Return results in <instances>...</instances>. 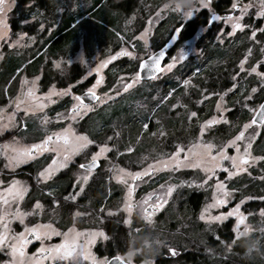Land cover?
Wrapping results in <instances>:
<instances>
[{
    "label": "flooded vegetation",
    "instance_id": "flooded-vegetation-1",
    "mask_svg": "<svg viewBox=\"0 0 264 264\" xmlns=\"http://www.w3.org/2000/svg\"><path fill=\"white\" fill-rule=\"evenodd\" d=\"M232 2L233 0H210L209 8L203 9L201 13H198L187 21H181L176 16L170 19L166 17V19H161L159 21L157 32L158 35H160V43L156 49L162 47L169 41L172 35L179 30L178 38L174 45L168 50L163 60L162 68L168 62L174 49H180L181 46L191 39H195L197 43L194 49H201L198 55L190 56L177 65L175 76L181 79H174L175 76L158 79L160 84H158L157 89V91H159V96L156 99V115L154 118L156 128L154 126V135L156 133L157 140L155 147L158 151L157 153H159L161 157L164 152H171L180 144H189L193 138L192 135L194 133L192 132L199 127V124L216 115L215 103L217 101V95H213L211 92L219 88H225V90H227L233 83H235L237 87L225 96V101L232 107L229 115L232 120L234 119L233 125H229L227 128L226 125L223 126L219 123L214 129L208 131V135L212 134L213 141L220 145L222 142L232 137V135L236 134L242 126V110L240 109L241 107L239 108L235 105L239 101L244 100L247 90L253 85L255 75L248 73V70L242 72L239 65L240 61L245 59V56H248V59L245 60V65L247 67L254 66L258 61V55L261 53L259 49L261 50V48H264V33L257 32L255 39H250V36L252 27L257 28L259 21H263L264 17L261 19L258 18L255 15L256 9L251 8L250 14L245 15L243 19L241 17L240 20V23L243 21L244 25H251V27L236 29L232 36H228L227 33L233 31L231 24L225 23L222 19L212 21L211 16L215 13L220 17L228 15L239 17L240 7L238 6L233 10L231 8ZM209 9H211V11ZM14 21L11 23L12 30H15ZM58 25L59 24L53 27L49 34L55 31ZM221 29H223L222 32ZM218 36H220L222 40L217 39ZM50 43L51 41L43 48V51L47 52L50 50ZM63 49H65V51L58 54L65 53L69 50H66V46H64ZM248 49L252 50L251 55L248 54ZM4 50L6 51V49ZM28 52H30V49L22 51L21 53L17 52L15 49L6 51L0 64V70L3 68L5 58L8 54L14 53L17 55L20 53L22 55ZM48 57L50 60L45 61L41 67L44 70L42 81L45 83L57 81L60 76V73L58 75L56 69L52 65V56L49 55ZM118 58L120 57H116V60L107 63V67L111 64L107 70L110 69L112 63L119 60ZM29 61H31V59ZM29 61L25 66L17 68L15 74L11 77L12 81L19 72H26L28 76H33L34 73H30V69L26 71L23 70L29 65ZM78 67V64H74L72 68L71 79L72 81L75 80L74 82H76L78 76H80L77 72ZM160 73L161 72H159L156 77ZM238 73L239 75H237ZM233 76L236 77L235 81L232 79ZM189 78H193L192 85L194 88L196 87V89H193L192 94L185 95L184 80H188ZM87 89L89 88L81 91L78 90L76 95L79 96ZM202 89L205 91L201 93ZM170 92L172 95L169 96L168 93ZM7 96L8 95L4 94V96H2V94H0V109L3 107V102ZM260 96L259 98H261L260 100L262 101L264 99V91ZM165 97L167 98L165 99ZM205 97L207 98L205 99ZM66 100L68 99L62 100L61 104L66 106L68 102ZM200 100L202 103L198 104L197 102ZM95 103H97V101L84 104L90 106ZM109 105H111V103L87 112L82 110V117H78L72 122L78 128V131L86 134L89 139L94 141L101 140L102 138H99L98 134L94 131L98 125L99 114L103 111L102 108ZM173 105H175V107H173ZM195 108L197 109L196 112H198L197 116L189 119L191 111ZM217 114L219 115V112H217ZM32 118L33 115L27 113L22 119L20 126L15 124L2 130L0 125V181H3V183L0 184V189L7 188L8 183L13 180L29 183L27 186L28 188H26L27 191L23 193V199L19 201L21 212L29 213V215L23 217V225H21L17 219H10V226L14 232H23L25 226L31 228L34 225L47 224H51L53 228L61 232H67L69 228H74L78 232H91L96 229H104L107 237L105 243L107 244V250L103 251L101 247L98 246L101 244V241H96L95 246L91 248L92 252L97 258L108 257L109 261L116 255L127 260L129 259V246L133 243L135 245L139 243L143 245L142 239L143 237H147L149 230H156L157 232L160 230L162 234L163 232L167 234H176V228L179 225L178 219L183 218L182 220H188V218H193L195 220L199 218L204 200L197 204L195 208L197 211L195 212L196 215H194V209L186 205L189 201L188 198L191 199L194 193L198 194L202 192V190L198 188L186 189L183 192L177 190L174 194V201L167 202L153 213L151 221L146 220L144 215L139 214V207H134V213L129 215L128 212L124 211L122 206L123 191L121 186L123 187V184L118 183V181L113 178L114 175L111 172H103L107 165L105 159H98L100 164L93 169L92 175L89 177L88 183L86 184L88 188L86 195L82 196V194H80L75 200H65V196L69 193L75 194V192L79 191L78 187H73V184L76 182V177L79 175V171H75V169H79V164L86 163L88 160H83L81 155L71 157L67 167L55 171L54 174L50 175L49 179H42L39 176V172L51 163L52 158L55 156L53 152L46 151L43 153H34L33 158L26 159L25 162L21 164L19 163L14 167L7 166L9 164L8 156L15 155V153L11 151L13 147H16L15 139L18 137L24 139L25 147L36 143ZM149 123L150 121L145 122L148 127H143L144 134L149 128ZM161 132L163 135L160 134ZM9 140L11 141L10 143H8ZM5 145L9 146L7 151L5 150ZM130 147L134 150V146ZM122 149L123 150L119 152L120 154L129 153L125 148ZM36 155L39 156L35 158ZM126 158L128 160V157H121L120 159L117 158L116 161L121 160L125 163V161H127ZM55 167L56 166H54V168ZM80 170V172H83L82 169ZM106 170H109V168ZM165 176L166 175L163 174H157L155 175V181L161 182L164 180ZM141 182L143 183L134 190V195H137L138 200L136 198L133 204H137L141 200V197L147 195L148 190L154 185V182L151 181V176L142 177ZM49 193H51V195H49ZM182 193L185 202L183 207H173V202H176L175 205H177L178 198H180L179 194ZM204 194L203 191V195ZM152 199L155 201V197ZM54 200L55 202H53ZM37 201H39L41 205L40 208L34 207ZM186 208L190 210L185 211ZM101 209H103V211H101ZM12 210H16L15 204H13ZM148 211L151 212V208H149ZM180 213H185L183 214L185 216H181ZM125 219H127L128 223L124 222ZM206 229L209 231V224L202 220L194 231L197 232L198 230H202L205 233ZM192 232L190 235L195 236V233L193 232L194 234H192ZM189 237L193 240H197L193 236ZM29 238L31 242L27 244L24 251L26 256L31 257L32 254L36 253L37 249L41 247V242L31 237ZM61 239L62 237L52 236L51 240L44 239L43 242L44 244H55L59 243ZM208 239L209 238L201 241L198 240L202 245L196 248L195 251H184L182 250L183 248L171 247V249L176 251V255L168 253V249L164 248L155 257L156 262L157 264H172L173 259L179 257L186 261L184 255L187 251L198 253L194 262L186 261L188 264H196L198 258H200L199 255L202 256V259L203 257L208 259L210 253V243L209 241L207 242ZM178 243V240H176L173 244L174 246H178ZM11 259L12 258L6 255L4 251H0V262L10 261ZM140 259L141 256L139 258L135 256L134 259H131V264H136ZM41 264H52V262L45 260L41 261ZM57 264H69V261L57 262ZM83 264H88V262H83Z\"/></svg>",
    "mask_w": 264,
    "mask_h": 264
},
{
    "label": "rangeland",
    "instance_id": "rangeland-1",
    "mask_svg": "<svg viewBox=\"0 0 264 264\" xmlns=\"http://www.w3.org/2000/svg\"><path fill=\"white\" fill-rule=\"evenodd\" d=\"M64 2V5L67 8L66 4L69 5V8L76 13V21H75V27L78 28V45L75 49H69L65 53L57 54L56 56H52V65L56 69V72L60 73L59 80L54 82L45 83L42 80L43 77V69L41 68L38 73L33 74V76H28L26 72H19L17 76L14 77L13 81L12 78L9 79L7 84L3 86V94L8 95L5 98V101L3 102V112L0 113V116H3L4 118L0 121V125L2 127V130H5L7 127L11 125L17 124L18 126L21 125L22 119L25 117V115L28 113L29 115H33V123H34V139L36 143H40V141L46 136L51 135L54 132H60L63 128L71 127L75 133L77 134H83L78 131V128L76 125L72 122L74 119H68L66 118L69 113L68 110L72 108L73 106V96H77V91L84 90L86 88H91L92 85L96 84L97 79H100L102 82L97 85V87L94 89V91L97 92L99 97L103 98L104 93H108L109 97L111 98H103V103H95L91 106V110L97 109L98 107L111 103L114 101V106H117L118 104L123 105H134V107L137 110H145V108H148L151 106V108L156 107V99L159 96V91L155 92V86L158 89V84L160 82L158 79L162 77H174L175 71L177 68V65L180 64L182 61H184L186 58L198 55V53L201 52V49H194V46L197 45L195 39L189 40L186 44L180 47V49H174V52L170 56L168 62L165 64H169L172 62V58L176 57V63L175 67L171 69V71H163L161 72L157 77L150 79V80H141L138 77V82L134 83L131 88H129L127 91L120 90L119 95L116 94V90L120 89V85L117 84V80L120 78H123V82H129L132 75L138 71V65L140 61L145 58L146 56L152 54L158 44L160 43V35H158L157 32V26L159 24V21L161 19H166V17H178L181 21H187L188 19L193 18L198 13H201L205 7H201L200 0H191V8L188 7V4L185 2V0H159L160 3H154L151 0H134V6L131 10L124 9L118 6L119 3L127 2L128 0H102L99 5L96 4V0H62ZM7 3L11 4V8L6 11V30H7V36L4 39H0V64L5 56L6 51L9 50H17V52L27 51L30 49V52L23 53L22 55L20 53H10L7 55L5 60H8L10 57H16L25 59V57H30L31 54L37 49L38 45L42 42V39L47 36L53 29V27H56L57 24H59V19L63 12L65 11V8L63 6H60L58 8L59 15L57 22L53 23L52 25H49L48 23L44 21H37V16L34 14L35 8V1L34 0H6ZM253 3V9H256L255 15L257 12V5L259 3V0H251ZM249 0H238L239 5L248 4ZM179 5V7H177ZM248 9V14H250V9ZM26 12L23 16L22 12L23 10ZM191 12V15H185L186 12ZM81 12L82 15L79 13ZM241 16V13L239 12V15ZM245 16V15H244ZM243 16V17H244ZM242 17V19H243ZM258 17V16H257ZM262 18V17H258ZM17 21L20 23L22 29L19 30H12L11 23L13 21ZM36 24V25H34ZM244 25V22L242 23ZM34 25L36 27V30L31 32L29 30V27ZM43 25V28L41 27ZM26 28L27 30H24ZM257 28H264V20L259 21V25ZM147 29V32L144 36V38H141V35L145 33V30ZM4 31L3 27H0V32ZM102 31H105V37L108 36H115L112 39H108L106 41V45H95L93 49L86 48V42L90 41L92 37L90 36V33H92L94 36L95 34L99 33L101 34ZM22 34V35H18ZM18 41V42H17ZM145 41L147 43H145ZM11 45V46H9ZM35 48V49H34ZM71 48V47H70ZM6 49V51L4 50ZM124 50L125 52L132 53L131 56L129 55H120L117 57H120L118 59H126L124 63V68H131L132 70L127 72H122L117 76V79L113 81V83L109 84V74L106 66L107 63L111 62L112 60L116 59H110V57L115 56L116 53L121 52V50ZM261 52V50L259 49ZM181 53H183V59H179ZM11 59V58H10ZM30 60V59H29ZM48 55L46 56V61H49ZM107 61V63L100 67L101 63ZM258 61H264V54L259 53L258 55ZM257 61V62H258ZM246 62V61H245ZM256 64L254 66L257 67L259 71H264V68L260 66V64ZM27 64V61L22 64V66H25ZM59 64V67L56 65ZM74 64H78V70L77 72L80 74L78 76L76 82L75 80L72 81V68ZM245 69H250V67H247L244 65ZM111 68V67H110ZM164 68V67H163ZM248 73L254 74L248 70ZM249 74V75H250ZM181 79L180 77H176L174 79ZM35 80L34 85V95L35 97L41 98V100L45 103V107L43 109H36L33 111L25 112L24 105L22 104L19 109H16V105L13 103L17 99V97H20L21 99H24L28 90L30 88H33L32 81ZM190 81L188 86L185 87V95L192 94L194 86L192 85L193 78L188 79ZM21 81H25L26 83L22 84ZM230 88V87H229ZM252 88H256V93H251V95L254 97L251 101H239L235 106H238L242 111L244 110L247 114L249 113L250 119L252 118L255 111H249V108H243L241 105L244 103H248L250 108H257L258 104L261 102L260 95L264 91V84H262L261 80L256 77L253 82V85L247 90L248 95L251 92ZM62 89H70V95H62L59 94ZM111 89V91H110ZM53 93L50 95L48 99H45L46 94L49 93V91ZM147 91L151 94L150 96L147 95ZM154 91V92H153ZM205 91L204 89L201 90V93ZM226 91L225 88H219L218 90L211 92V93H221ZM153 92V93H152ZM143 95V97H142ZM148 97H145V96ZM226 96V95H225ZM52 102H48V100ZM68 99L66 101L67 104L64 106L61 104L62 100ZM219 100V96L217 95V101ZM223 101V105L227 107L229 111H226L223 113L225 117H227L229 123L225 124L221 121V124L223 126L226 125L228 128L229 125H233V120L231 119L229 112L232 110V107L228 104L227 101ZM215 103V109H216V115L215 117H219L217 114V108ZM199 103H202L200 100ZM61 104V105H60ZM196 108L192 110L191 112L195 111ZM53 111V112H51ZM87 112V111H85ZM64 114L62 118H57V114ZM198 113V112H197ZM9 114L12 115V119L9 120L8 116ZM156 115V114H155ZM212 116V117H214ZM210 117V118H212ZM208 118V119H210ZM206 119V120H208ZM250 119H248L247 123ZM204 123V121L199 124V127L193 131L194 133L192 136V140L187 145L180 144L183 148V152L181 153L180 158L183 159L185 155H190L189 148H193L194 145H196L197 140L199 139L202 143L212 142L215 145H218L216 142L213 141V136L208 135V131L210 129H214L219 124H214L210 128H208L203 134L200 132V126ZM242 123V126L243 124ZM3 125H7L6 127ZM145 125V123L143 124ZM241 126V127H242ZM249 132L251 130H248ZM229 133V132H226ZM135 134V133H134ZM248 132H246V135ZM143 133H141L138 137V139L142 138L144 139ZM235 135V134H234ZM232 135V137L234 136ZM156 138V133H155ZM101 140H95V144L89 145L86 149H84L82 152L76 155H81L83 157V160L90 159L93 152L99 151L96 145L100 144L101 142H106L110 148V151L106 152L104 156L99 157V159H105L106 156L107 159H105V163L107 164L104 168L105 171L108 172L109 170H106L107 168L112 169L113 165L119 166V168L126 169L128 172H139L143 168H146L147 165L153 164L155 165V162L157 159H163L167 160L168 155L174 152L175 150H172L171 152H164L162 154V157L159 156V153L156 151L152 152L151 154L145 150H143V154L139 156H134L133 158H126L127 161L123 163L121 160L116 161V159H120L123 154L117 155V152L122 151V135H116L112 134L111 132L106 133ZM108 137H112V140H107ZM232 137L228 138L226 141L222 143H227L228 140L232 139ZM259 138V136L256 137L254 141H252L253 147L250 149V152L253 156H262L260 154H256L254 151V148H256V141ZM21 137H18L15 139L16 147H25L24 144L25 141H23ZM11 141L9 140L8 143ZM142 140V144H143ZM221 143V144H222ZM245 142H240L241 148H240V154L243 153V146ZM12 144V143H11ZM14 145V144H13ZM122 149V150H121ZM152 151V150H151ZM194 151H199L198 148H194ZM228 155H237L236 149L232 147H228L226 149ZM213 154H215V150H213ZM76 155H73L74 157ZM39 155H36L38 157ZM72 156V157H73ZM261 161H257L256 164L249 163L248 165H245L247 168V171L244 172H236L235 175H233L231 178H227V173L223 172L222 170H217V175L212 178V180L209 181V184H215L217 180H222L225 182V187L232 193L231 197L229 198V202L226 205H222L220 208H214L211 209L212 215H217L219 212H227L230 209L234 208L237 203H239L240 200L244 199L245 197H251V199H246L245 202L241 205L240 211L244 214V223L239 226L241 234L238 236L235 233H233V228L236 227V217H229L225 221H208L203 220L205 223L209 224V231L206 229L205 233L202 230H198L195 232V236L192 235L195 239L193 240L191 237L186 234L183 228L188 227V223L186 221H195L193 218H188V220H182L181 224L178 225L176 228V234L166 232H162L158 230V232L155 230H149L147 233V237L149 239L154 238L156 241H161L162 243L159 245L158 250L154 255H149L144 249L143 245L141 243L135 245L134 243L131 244L128 248L129 255H131L128 258L134 259L135 256L139 258L141 256V259L136 264H157L156 262V256L160 251L164 248L168 249L171 247H177L182 248L180 243H178V246H174L173 243H175L176 240H180L179 235L182 237V245L184 251L190 250L195 251L196 248H198L200 245H202L198 240H203L206 238H209L207 242L209 241V251L211 252V249L214 248L213 246H222L224 245L225 249L228 251L232 250L233 244L237 242H243L249 240L250 242V248L249 251H251V254L255 253H262L264 255V246H262L260 243L261 239L264 236V216H261V210L264 209V200L260 199V197H264V194L257 195L253 193H247L245 194L243 191H241L240 188L236 186L235 180L239 179L242 175H250L253 176L255 174H258L256 172V167L259 165ZM21 164V163H20ZM224 164L228 166V162L224 161ZM75 171H79V174L81 170L76 168ZM235 172L236 170L233 169ZM111 172L113 175L114 173ZM157 174H163L166 175L164 180L159 182L155 181ZM151 181L154 182V185L148 190V193H152L153 191H156L160 193L163 197V193L166 191L165 189H161L160 185H176V187L173 189V192L171 196L164 197L167 199V202L174 201L175 198V192L177 190H181L182 192L186 189L191 188H198L199 190L205 191L206 197L203 204L202 209L204 208L206 203L211 202V196H212V190L208 187V185H203L201 187H197L198 184H200L201 180L204 178V173L201 172L199 169L196 168H177L175 171H172L171 168L167 169H161L159 171H155L154 173H151ZM145 176V177H148ZM261 176V175H260ZM254 177V176H253ZM117 181V180H116ZM184 182V183H181ZM88 183V182H87ZM86 183V184H87ZM129 183H132L129 181ZM141 180L136 181L137 187L142 184ZM86 184L84 185V191L81 192L82 196L86 195L88 188L86 187ZM123 184V183H121ZM29 183H22L21 186L28 188L27 186ZM86 187V188H85ZM123 194V204L125 200V194L127 192V187L125 184H123V187L121 186ZM134 191L131 194L130 201L133 203L136 201L137 195H134ZM183 193L179 194L180 198H178L177 205L173 202L172 206L175 207H183L184 200H183ZM178 196V194H177ZM121 198V199H122ZM138 200V198H137ZM256 202V205H255ZM124 208V207H123ZM201 209V210H202ZM134 213V210L132 209L131 213L129 215H132ZM201 213V212H200ZM139 214L144 215L143 211L139 208ZM199 219V218H198ZM197 219V220H198ZM196 222V221H195ZM202 222V220H198L196 224H199ZM186 223V225H185ZM229 223L230 227V233L232 235V239L230 241L226 240L224 242H221V239H217V229L218 227ZM184 225V226H183ZM245 226L248 227V231L245 232L244 228ZM190 227L187 229L189 230ZM94 231V230H93ZM95 231H102L105 235L104 229H96ZM92 232V231H91ZM156 232V233H155ZM190 232V231H189ZM192 232V234H194ZM210 234V236H209ZM106 236V235H105ZM211 240L213 241V246L211 244ZM96 241H101V244L98 245L101 247V249L107 250V244L106 239L97 237ZM104 243V245H103ZM124 244V243H123ZM122 244V245H123ZM226 244H231L232 246L226 247ZM115 245V244H114ZM141 245V246H140ZM95 243L91 246L94 247ZM212 247V248H211ZM141 254V255H139ZM171 254V253H170ZM128 255V252H127ZM210 255V254H209ZM172 264H188V262L182 260L180 257L175 258L172 261Z\"/></svg>",
    "mask_w": 264,
    "mask_h": 264
},
{
    "label": "snow or ice",
    "instance_id": "snow-or-ice-1",
    "mask_svg": "<svg viewBox=\"0 0 264 264\" xmlns=\"http://www.w3.org/2000/svg\"><path fill=\"white\" fill-rule=\"evenodd\" d=\"M188 4V7L191 8L190 0H185ZM201 7L209 8L210 0H200ZM240 7L241 16L234 17L232 15H228L225 17L217 16L215 13L212 14L211 20H223L225 23H229L232 26L233 31L227 33L228 36H232L233 32L236 29H243L246 27H251V25H243L240 23L241 17L248 14V9L253 7V3L249 0L248 4L239 5L238 0H233L231 4V8L235 10L237 7ZM257 7L256 16L264 17V0H259V3L255 5ZM179 7V5H177ZM11 8V4L7 3L6 0H0V27L4 28V31L0 32V39H4L7 36L6 30V16L5 13L7 10ZM211 11V9H209ZM185 15H191V12H186ZM43 28V25H41ZM179 31V30H177ZM223 29H221V32ZM145 33L141 35V38H144ZM257 32L264 33V28H255L252 27L250 39H255ZM22 35V34H18ZM175 40L176 37L174 36ZM217 39L222 38L220 36ZM18 42V41H17ZM145 43H147L145 41ZM11 46V45H9ZM252 50L248 49V54L251 55ZM261 53L264 54V48H261ZM129 55L132 53L125 52L123 49L121 52L116 53L115 56L110 57V59H116L117 56L120 55ZM165 56V52L163 49L159 51L158 54L153 53L148 56L147 61H141L139 67L141 69L149 68L153 71V73L163 72V71H171L173 67H175V63L177 58L173 57L172 62L165 65L164 68L160 67V61ZM179 59H183V53H181ZM248 59V56H245V59L240 61V70L246 71L250 70V72L255 73L256 77L259 78L264 84V71H259L256 66H250V69H245V60ZM107 61L101 63L100 67L104 66ZM258 64L262 68H264V61H258ZM59 67V64L56 65ZM140 73L139 71L135 72L129 82H123V78L117 80V84L121 87L116 90V94L119 95L120 90L127 91L132 85L138 82V77ZM239 75V73L237 74ZM232 79L235 81L236 77L233 76ZM102 81L97 79L96 84L92 85L91 88L87 89L84 95L89 96L92 100L97 101L98 103H103V98H111L108 93L103 94L102 97H98L94 91V89L99 85ZM22 84L26 83L25 81H21ZM190 83L189 80H184L185 86H188ZM33 88H30L26 94H24L25 98L21 99L17 97L13 103L16 105V109H19L20 106L24 105L25 112L33 111L36 109H43L45 107V103L41 100V98L35 97L34 95V85L35 80L32 81ZM237 85L235 83L232 84L230 88L221 93H212L213 95H218L219 100L217 101L216 108L219 112V117H212L208 120H205L204 123L200 126V132L203 134L208 128H210L214 124H219L221 121L225 124H228L229 121L227 117L223 115L224 112L229 111L226 106L223 105L224 97L229 92H232ZM111 91V89H110ZM257 89L252 88L251 92L244 96L245 101H251L254 97L251 93H256ZM53 93L51 90L48 94H46L45 99H48L50 95ZM59 94L62 95H70V89H62ZM168 95H172V93H168ZM73 106L68 110L69 115L66 117L68 119H77L78 117H82L83 111H90L91 106L85 105L83 103L81 96H73ZM167 97H165L166 99ZM207 97H205L206 99ZM50 101V99L48 100ZM199 102V101H198ZM243 108H249V111H256L258 109L259 115L258 117H252L247 123H244L239 131L232 137V139L228 140L227 143H222L220 145H215L212 142L202 143L199 139L197 140L196 145L193 148H189L190 155H185L183 159L180 158L181 153L183 152V148L181 146H177L175 151L168 155L167 160L157 159L155 165L149 164L146 168H143L139 172H128L126 169L119 168L117 165H113L112 171L114 173L113 178H115L118 183H123L127 187V192L125 194L124 200V211L131 213L134 207H139L143 213L144 218L148 221H151V217L153 213L159 210L164 204L167 203V199L164 197L171 196L173 189L176 185H160L161 189H165L166 191L163 193V197L160 193L153 191L152 193H148L147 195L141 197V200L137 204H133L130 201V197L132 192L135 190L136 181L141 180L142 177L148 176L155 171H159L162 168L167 169L171 168L172 171H175L177 168H196L204 173V178L201 180L200 184L197 187H201L203 185H208L212 190L211 202L206 203L204 208L201 210L199 219L200 220H208V221H225L229 217H236V227L233 228V233L236 235H240L239 226L244 223V214L240 211L241 205L245 202L246 199H251V197H245L240 200L239 203L235 205L234 208L230 209L227 212H219L217 215H212L211 209L220 208L222 205H226L229 202V198L232 193L225 187V182L222 180H217L215 184H209V181L212 180L214 176L217 175V170H222L227 173V178H231L236 172H244L247 171L245 165L256 164L257 161L264 162V156H253L250 152V149L253 147L252 141L256 139L257 136L264 135V103H259L257 108H250L248 103H244L241 105ZM175 107V105H173ZM83 110V111H82ZM3 112V109H0V113ZM64 114H57V118H62ZM197 112L193 111L189 115V119L192 117H196ZM4 117L0 116V120ZM8 119H12V115L9 114ZM7 126V125H3ZM144 128L148 126L143 125ZM248 130H251L250 132ZM246 132L248 134L246 135ZM163 135V133H160ZM116 135H119L116 133ZM55 138V139H53ZM112 137H108L107 140H112ZM240 142H245L243 146V153L240 154L241 144ZM94 140L89 139L87 135L77 134L71 128H63L60 132H54L51 135H46L40 143L32 144L30 146L24 148H16L13 147L11 149L12 153L15 155L8 156L9 164L7 166L14 167L19 163L25 162L26 159H31L34 157V153H43V152H53L55 156L52 158L51 163L44 168L41 172H39V176L42 179H49L51 174H54L55 171L60 168H66L68 161L71 159L73 155L79 154L84 149H86L89 145L95 144ZM99 151L93 152L91 158L87 160L86 163L79 164V169H82L83 172L76 177V182L73 184V187L79 188V191L73 193H69L65 196V200H75L77 196L84 191V185L88 182L89 177L92 175L93 169L97 167V161L99 157L104 156V154L110 151V148L106 142H101L96 145ZM9 146L5 145V150L7 151ZM228 147H232L236 149L237 155H228L226 149ZM194 148H198L199 151H194ZM131 147L129 146L126 151H131ZM213 150H215V154H213ZM120 153L117 152V155ZM59 158V159H58ZM107 159V157H104ZM224 161L228 162V166L224 164ZM54 166H56L54 168ZM233 169L236 171L234 172ZM264 179V177H261ZM131 181L132 183H129ZM3 181H0L2 184ZM184 183V182H181ZM26 187L21 186V182L13 180L8 183L7 188L0 189V251H4L6 255L10 256L12 259L10 261H3L0 264H41V261H51L52 264H57V262L69 261V264H83V262H88V264H113V262H120V264H131V259H123L121 256L116 255L112 258V261H109L108 257L97 258V256L92 252L91 246L96 242L97 237L107 239L102 231H92V232H78L74 228H69L67 232H61L57 229L53 228L51 224L47 225H34L29 228L25 226L23 232H14L10 226V219L19 220L20 224H24L23 217L25 215H29V213L21 212L19 201L23 199V193L26 192ZM51 195V193H49ZM153 197H155V201H153ZM260 199L264 200V197H260ZM55 202V200L53 201ZM13 204L16 206V210L13 211ZM36 208H40L41 205L39 201H37ZM151 208V212L148 209ZM103 211V209H101ZM111 214V213H109ZM261 216H264V209L261 210ZM128 223L127 219L124 221ZM42 229V230H41ZM244 231H248V227L245 226ZM52 236L62 237L59 243L55 244H44V239L51 240ZM32 239H36L41 242V247L37 249L36 253H33L31 257L26 256L25 247L27 244L31 242ZM219 240V237H217ZM231 244H226V247H231ZM172 255H176V251L174 249H169ZM131 255H129L130 257Z\"/></svg>",
    "mask_w": 264,
    "mask_h": 264
},
{
    "label": "trees",
    "instance_id": "trees-1",
    "mask_svg": "<svg viewBox=\"0 0 264 264\" xmlns=\"http://www.w3.org/2000/svg\"><path fill=\"white\" fill-rule=\"evenodd\" d=\"M35 1V8L34 14L37 16V21H44L48 23L49 25H52L55 21L57 22L59 12L58 8L60 6H63L65 8V11L61 15L59 19V25L56 28L55 31H53L51 34L45 36L42 39V42L38 45L37 49L31 54L30 57H25V59L16 57H10L8 60L4 61V66L0 70V94L4 96L3 94V86L7 84L9 79L15 74L17 68H20L24 62H28L29 59V65L25 67L23 70H29L30 73H38L43 66V63L46 61V56H56L58 53L65 51L64 46H66V50L68 49H75L78 45V28L75 27L74 24L76 21V13L75 11L71 10L69 8V5L66 4L67 8L64 5V2L62 0H34ZM102 0H96V6L100 4ZM154 3H160L159 0H151ZM164 1V0H162ZM134 0H128L127 2L119 3L118 6L124 9L131 10L134 6ZM23 16L26 12L24 9H22ZM80 15L81 12L79 13ZM55 22V23H56ZM14 27L15 30L22 29L20 23L17 21H14ZM36 25V24H34ZM32 25L29 27V30L33 32L36 30V27ZM24 30H27L24 28ZM90 36L92 39L90 41L86 42V48L88 51L91 52L90 49H93L95 45H106V41L110 38H114L115 36H108L105 37V31H102L101 34L99 33L95 34V36L90 33ZM50 43V50L45 52L43 51L44 47ZM71 47V48H70ZM126 59H119L116 62L112 63L111 68L107 71L109 74L108 82L109 84L113 83L114 80L117 79V76L121 74L122 72H127L132 70L131 68H124V63ZM202 82V80H201ZM215 85V84H214ZM213 87V85H212ZM218 87V86H217ZM154 92V91H153ZM152 92V93H153ZM155 92H157V87L155 86ZM198 92V91H197ZM147 95H151L147 91ZM145 97H148V96ZM143 97V95H142ZM123 102L121 104H118L117 106H114V101L111 102V105L103 107L101 113L99 114V121L98 125L96 126V129L94 132L98 134L99 138H103V136L106 133L111 132L112 134L120 133L122 135V147L127 149L128 146H134V150L130 151L129 153L123 154L122 157H128L133 158L134 156H139L143 154V150L149 152L150 154L154 151H156V140L154 136L155 132V109L148 107L145 108V110H137L134 105H123ZM241 121L242 123L246 122L248 119H250L249 113L247 114L244 110L241 113ZM147 121H150L149 128L146 130V133L144 134L143 131V124ZM155 126V128H154ZM35 130V127H34ZM135 133V134H134ZM143 133V137L138 139L139 135ZM142 135V136H143ZM143 140V144H142ZM122 150V149H121ZM152 150V151H151ZM254 151L256 154H260L264 156V135L259 136V138L256 141V148H254ZM256 172L258 174H255L253 176L250 175H242L239 179L235 180L236 186L241 189L245 194L247 193H253L257 195L264 194V179H261V177H264V162H260L259 165L256 167ZM261 175V176H260ZM205 193V191H204ZM206 193L203 195V191L199 192L198 194H193L191 196V199L188 198V202L186 205L190 208L194 209V215H196V207L197 204L200 201H205ZM256 205V202H255ZM190 210L189 208H186L185 211ZM185 214V213H183ZM182 213H180L181 216H185ZM183 218L178 219L179 224H181ZM185 220V219H184ZM187 220V219H186ZM194 220V219H193ZM196 222L197 219H195ZM195 221H186L188 223V227H184L182 231H185L186 234L189 236L191 234V229H197L198 224H196ZM185 223V225H186ZM182 225V224H181ZM184 226V225H183ZM190 227L189 230H187ZM190 231V232H189ZM217 237L221 239V242L226 243L225 241H230L233 237L230 233V227L229 223H226L220 227H218L217 231ZM179 243L181 247L183 248V245L181 244V236L179 235ZM260 243L262 246H264V236L261 239ZM211 244L213 246V241L211 240ZM214 248L211 249L210 255L208 256V259L206 257L202 259V256L199 255L200 258H198V261L196 264H264V255L260 253H253L251 254L249 251L250 248V242L249 240L243 241V242H237L233 244L232 250L228 251L225 249L224 245L222 246H213ZM201 250V248H200ZM196 255L198 253H192V252H186L185 253V260L194 262L196 259Z\"/></svg>",
    "mask_w": 264,
    "mask_h": 264
},
{
    "label": "water",
    "instance_id": "water-1",
    "mask_svg": "<svg viewBox=\"0 0 264 264\" xmlns=\"http://www.w3.org/2000/svg\"><path fill=\"white\" fill-rule=\"evenodd\" d=\"M174 36L176 37L175 40L173 39ZM177 38H178V31H176V32L172 35V37L169 39L168 42H166V43H165L162 47H160L159 49H156L153 53L158 54L159 51H160L161 49H163L164 52H165V56H166L168 50L174 45V43L176 42ZM153 53H152V54H153ZM152 54H150V55H152ZM150 55H148V56H150ZM148 56H146V57L143 58L142 60H143V61H147ZM165 56H164V57L161 59V61H160V67H161V68H162V63H163V60H164ZM142 60H141V61H142ZM141 61H140V62H141ZM139 65H140V63H139ZM139 65H138V71H139V73H140L139 78H140L141 80H150V79H153V78H155L156 75L159 73V72H157V73L154 74L153 71L150 70L149 68L141 69V68L139 67ZM86 91H87V90H86ZM86 91H84L83 93H81V94L79 95V96L82 97L83 103H93V102H96L95 100H92L89 96L84 95V93H85ZM95 93H96V92H95ZM96 95L99 97V95H98L97 93H96ZM260 103H264V99H263ZM258 115H259V112H258V109H257V110L255 111V113L253 114L252 117H258ZM99 164H100L99 161H97V166H98ZM111 261H112V258H111L110 262H111ZM113 264H120V262H118V261H117V262H113Z\"/></svg>",
    "mask_w": 264,
    "mask_h": 264
},
{
    "label": "clouds",
    "instance_id": "clouds-1",
    "mask_svg": "<svg viewBox=\"0 0 264 264\" xmlns=\"http://www.w3.org/2000/svg\"><path fill=\"white\" fill-rule=\"evenodd\" d=\"M161 243H162L161 241H156L154 238L149 239L148 237H143L142 239L143 249L149 255H154Z\"/></svg>",
    "mask_w": 264,
    "mask_h": 264
}]
</instances>
